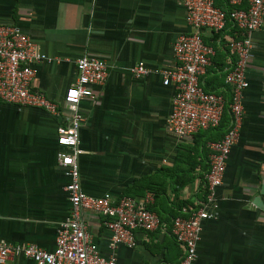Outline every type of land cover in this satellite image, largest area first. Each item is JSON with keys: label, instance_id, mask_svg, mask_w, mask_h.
Wrapping results in <instances>:
<instances>
[{"label": "crops", "instance_id": "crops-1", "mask_svg": "<svg viewBox=\"0 0 264 264\" xmlns=\"http://www.w3.org/2000/svg\"><path fill=\"white\" fill-rule=\"evenodd\" d=\"M0 23L17 26L50 58L34 65L31 88L59 107L52 115L0 100V241L54 247L69 208L67 178L55 160L56 127L66 122L60 105L75 79L74 61L89 53L107 67L104 81L78 104L81 189L112 200L150 194L161 222L151 232L134 230L131 247L111 248L105 217L83 210L86 231L99 254L114 256L116 264H177L182 251L170 222L204 199L209 141L207 131L178 138L165 127L173 89L161 84L157 71L174 65L172 43L186 31L178 0H0ZM211 35L203 32L210 45ZM250 37L238 139L190 264H264V16ZM214 52L202 84L227 96L226 50ZM137 63L151 73L134 77L129 69ZM2 264L32 262L15 256Z\"/></svg>", "mask_w": 264, "mask_h": 264}, {"label": "built area", "instance_id": "built-area-1", "mask_svg": "<svg viewBox=\"0 0 264 264\" xmlns=\"http://www.w3.org/2000/svg\"><path fill=\"white\" fill-rule=\"evenodd\" d=\"M228 8L217 7L213 0H178L184 12L186 31L176 36L171 46L174 65L157 71L163 86L173 89L170 108L165 118L166 129L178 138L216 127L226 98L220 92L205 90L202 80L214 56V49L203 39L205 30L218 33L227 22L234 35L225 40L228 68L223 83L228 87L230 125L223 136L206 142L208 168L203 175L206 194L195 205L183 209L184 216L171 219L169 233L181 248L177 264H190L199 240L200 223L214 217L215 191L221 184L226 160L239 135L243 105L242 96L248 88L246 78L252 48L250 34L263 23L264 0H226ZM50 61L30 37L17 26L0 23V100L19 106L40 108L58 115L59 107L41 92L31 88L34 65ZM75 79L64 91L60 108L67 112L66 122L56 127L55 160L67 178L65 191L69 204L67 217L58 223L54 247L44 250L33 243L9 244L0 241V264L15 256L29 259L32 264H116L114 256L103 257L91 242L81 218L88 210L105 217L104 226L110 233V246H134V230L151 232L160 221L148 208L152 196L142 198L123 195L115 200L94 197L81 189L78 179V131L84 117L79 101L92 96V86L106 77L104 58L85 53L77 57ZM134 77L151 73L143 64L130 67Z\"/></svg>", "mask_w": 264, "mask_h": 264}, {"label": "trees", "instance_id": "trees-1", "mask_svg": "<svg viewBox=\"0 0 264 264\" xmlns=\"http://www.w3.org/2000/svg\"><path fill=\"white\" fill-rule=\"evenodd\" d=\"M214 4L221 8V9H227L228 5L226 0H213ZM229 30V31H228ZM228 31V33H227ZM234 27L227 22L225 28H223L220 32L218 33H212V44L211 46L213 47L214 51L219 48V47H224V49L226 50L225 46L223 45L225 43V40L229 37H232L234 35ZM229 36V37H228ZM215 53V52H214ZM203 88L205 90H207L204 86ZM226 98V103H225V107L223 109L220 121L218 122V125L216 127H211L208 128L206 130L203 131H207V134L209 135V139L208 140H217L219 138H221L223 136V134L226 132V130L229 128L230 125V113L228 110V99H229V93L227 96H225ZM203 186H204V180H203ZM206 191H205V186H204V194L203 197L205 196ZM152 206H148V208L150 210ZM153 211V210H152ZM158 216V214H157ZM175 216H173L172 218H174ZM159 218V216H158ZM159 221L161 222V219L159 218Z\"/></svg>", "mask_w": 264, "mask_h": 264}]
</instances>
